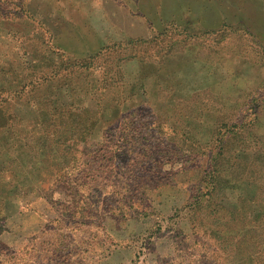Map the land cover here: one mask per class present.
<instances>
[{"label": "rangeland", "instance_id": "1", "mask_svg": "<svg viewBox=\"0 0 264 264\" xmlns=\"http://www.w3.org/2000/svg\"><path fill=\"white\" fill-rule=\"evenodd\" d=\"M0 264H264V0H0Z\"/></svg>", "mask_w": 264, "mask_h": 264}, {"label": "trees", "instance_id": "2", "mask_svg": "<svg viewBox=\"0 0 264 264\" xmlns=\"http://www.w3.org/2000/svg\"><path fill=\"white\" fill-rule=\"evenodd\" d=\"M76 98H74V100H75ZM30 100V99H29ZM29 100H26L25 99V101L26 102H28ZM72 101H73V99H72ZM65 108H67V107H63V109L62 108H60L59 109V115H60V112L62 113V112H64V110H65ZM54 117H58V115L56 114V115H54V114H50V118H49V121H51V123L53 122L54 123V121H55V119H54ZM51 119V120H50ZM60 123H62V126H64V124H71L68 120H63L62 122H59L58 124H60ZM83 129H84V131L86 132V128L85 127H83ZM61 130L62 131H64V132H62L61 133ZM68 130V127H60V128H56V130L54 131V135L55 136H52V135H48L47 136V138H46V144L47 145H49L50 147H49V149L51 150V153L54 151L53 149H54V146L56 145V144H58V143H61V145H59V147L60 148H62V149H64V146L66 145V143H67V141L65 140L66 139V135H65V133L67 134L69 131H67ZM67 131V132H66ZM58 133H61L60 135L58 134ZM86 139V136H85V133L84 134H79V137L77 138V140L76 141H78V140H81V139ZM68 140L69 141H72L73 140V138H72V136H70L69 138H68ZM217 141H223L222 139H220L219 137L217 138ZM74 143H75V140L73 141ZM220 143V142H219ZM220 150H219V152H217L215 155V158L214 159H219L220 158V156H221V154L223 153V151H224V144L221 142L220 143ZM60 155H62V154H60Z\"/></svg>", "mask_w": 264, "mask_h": 264}]
</instances>
